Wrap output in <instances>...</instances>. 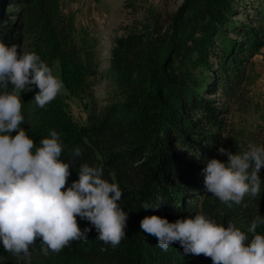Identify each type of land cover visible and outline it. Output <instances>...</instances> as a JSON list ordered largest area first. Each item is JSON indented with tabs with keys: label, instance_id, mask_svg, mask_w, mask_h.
I'll use <instances>...</instances> for the list:
<instances>
[{
	"label": "trees",
	"instance_id": "1",
	"mask_svg": "<svg viewBox=\"0 0 264 264\" xmlns=\"http://www.w3.org/2000/svg\"><path fill=\"white\" fill-rule=\"evenodd\" d=\"M8 1L17 8L0 15L4 42L21 46L23 34L35 33L37 55L70 94L86 95L88 78L96 73L76 46L73 17L61 10L59 0ZM249 4L252 13L245 11ZM241 11L245 20L234 18ZM263 45L264 0H183L166 26L157 21L117 40L108 59L115 92L104 105L93 99L84 125L77 126L61 92L44 108L33 101L35 86L21 93V126L37 145L55 129L66 145L65 162L80 147L82 156L67 185L78 180L79 165L102 166L103 178L121 188L118 203L128 213L118 247L98 241L95 228L77 217L82 230L92 227L87 240L46 257L37 241L30 247L31 264H213L203 255H185L179 243L161 250L155 237L142 232L141 220L159 215L175 222L200 212L225 226L231 220L247 232L255 216L264 217V169L260 195L245 197L247 208L231 209L205 192L203 172L210 159L227 160L218 155L220 146L236 152V146L248 145L230 136L228 113L241 99L248 60ZM256 144L264 145V136ZM158 199L159 209L142 208ZM257 232L264 234V224ZM0 250L6 264H27L5 252L2 243Z\"/></svg>",
	"mask_w": 264,
	"mask_h": 264
},
{
	"label": "clouds",
	"instance_id": "2",
	"mask_svg": "<svg viewBox=\"0 0 264 264\" xmlns=\"http://www.w3.org/2000/svg\"><path fill=\"white\" fill-rule=\"evenodd\" d=\"M0 31V243L5 252L31 264L30 247L40 242V253H59L73 241L87 240L95 228L96 239L116 248L126 236L128 213L119 206L123 193L119 185L103 178L102 166L79 165L78 180L67 185L71 167L82 156L80 147L61 159L66 145L51 129L37 145L21 125V93L38 88L34 103L44 108L60 93L63 84L52 68L35 52L4 42ZM16 133L13 135V133ZM232 152L217 149L222 161L212 158L204 168L205 192L228 208L248 207L245 197L256 198L261 191L264 145L250 143ZM145 203V210L159 209ZM77 217L92 227L80 228ZM264 217L255 216L247 232L231 220L227 226L198 212L169 222L159 215L145 216L143 233L157 239L167 251L179 243L185 255H203L213 264H264V234L257 228ZM251 237V238H250Z\"/></svg>",
	"mask_w": 264,
	"mask_h": 264
},
{
	"label": "rangeland",
	"instance_id": "3",
	"mask_svg": "<svg viewBox=\"0 0 264 264\" xmlns=\"http://www.w3.org/2000/svg\"><path fill=\"white\" fill-rule=\"evenodd\" d=\"M1 1V0H0ZM0 9L14 11L16 5L2 0ZM183 0H59L61 10L73 17L74 41L81 54L91 61L95 75L88 78V93L75 96L64 87L61 94L66 108L77 126L87 122L93 99L104 105L105 98L115 92V82L110 74L108 60L115 43L120 38L143 31L146 26L159 22L166 26ZM256 3L252 1L251 4ZM251 4L245 11L252 13ZM234 18L245 20L242 11ZM2 21L0 22V24ZM230 35L233 32L230 31ZM36 34H23L21 51L36 52ZM57 73V69L55 68ZM248 78L243 86L239 102L228 113L230 136L236 143L250 144L264 136V45L246 64ZM34 87V86H33ZM5 254L0 250V264H6Z\"/></svg>",
	"mask_w": 264,
	"mask_h": 264
}]
</instances>
